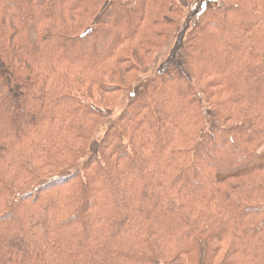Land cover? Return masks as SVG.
Returning <instances> with one entry per match:
<instances>
[{"label":"trees","instance_id":"trees-1","mask_svg":"<svg viewBox=\"0 0 264 264\" xmlns=\"http://www.w3.org/2000/svg\"><path fill=\"white\" fill-rule=\"evenodd\" d=\"M260 157L264 0H0V264H264Z\"/></svg>","mask_w":264,"mask_h":264},{"label":"rangeland","instance_id":"rangeland-1","mask_svg":"<svg viewBox=\"0 0 264 264\" xmlns=\"http://www.w3.org/2000/svg\"><path fill=\"white\" fill-rule=\"evenodd\" d=\"M186 13H187V10H184V14H186ZM28 37L32 41L36 39V34H35V30L34 29H32V28L29 29ZM170 46H171V43H170V45L167 46V48L161 54L157 55L154 58V62L151 65H149V64H150L151 59L153 58V55L151 56V55H143V54H141L144 57L143 58V65H141L139 62H138V64L140 66H145V64L149 65L148 66V71L147 72H143L140 75L141 79H142V77H143V79L147 78L149 76V74H151L153 72V70L155 68V63H158L162 58H164V56L166 55L167 50L170 48ZM130 76L132 77V75H130ZM125 83L129 84L128 83V79L125 80ZM117 96H120V93H117L116 95H114V94H106V95L94 94V95L86 96V100L89 101L90 99H92L95 102H97L98 104L107 103L108 104L107 118H109V119H117L118 113L121 111V109L126 104L127 94H124L123 98L120 97L121 100L118 101L117 103L115 102L117 105L113 107L112 105L115 104V103H112V101H114ZM100 135H101V133H100ZM100 135H98V138H99ZM260 160H261L260 163H262L264 161V159L262 157H260Z\"/></svg>","mask_w":264,"mask_h":264}]
</instances>
